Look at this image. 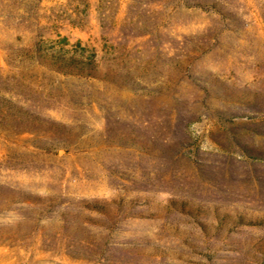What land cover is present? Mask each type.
<instances>
[{
  "label": "rangeland",
  "instance_id": "obj_1",
  "mask_svg": "<svg viewBox=\"0 0 264 264\" xmlns=\"http://www.w3.org/2000/svg\"><path fill=\"white\" fill-rule=\"evenodd\" d=\"M0 264H264V0H0Z\"/></svg>",
  "mask_w": 264,
  "mask_h": 264
},
{
  "label": "trees",
  "instance_id": "obj_2",
  "mask_svg": "<svg viewBox=\"0 0 264 264\" xmlns=\"http://www.w3.org/2000/svg\"><path fill=\"white\" fill-rule=\"evenodd\" d=\"M50 63L55 66L58 70H69L72 73L78 75H85L86 72L94 74L95 66L93 58H87L85 60H76L74 57H69L67 59L53 55L50 58Z\"/></svg>",
  "mask_w": 264,
  "mask_h": 264
}]
</instances>
